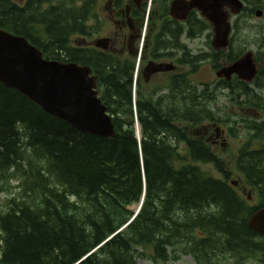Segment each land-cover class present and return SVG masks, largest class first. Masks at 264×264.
Returning a JSON list of instances; mask_svg holds the SVG:
<instances>
[{"label": "trees", "instance_id": "obj_1", "mask_svg": "<svg viewBox=\"0 0 264 264\" xmlns=\"http://www.w3.org/2000/svg\"><path fill=\"white\" fill-rule=\"evenodd\" d=\"M52 1L54 7L37 15L30 6L18 10L3 1L0 28L32 41L48 60L89 66L116 136L81 133L0 82V264H136L149 250L163 260L182 253L197 264H244L249 258L264 264V237L249 228L252 214L264 208V145L239 152L234 180L205 134L193 138L190 128L169 127L160 107L144 111L138 102L135 115L128 63L93 52L83 61L78 51L62 50L67 37L83 32L94 0ZM152 2H159L163 28L185 27L198 38L211 29L196 13L185 26L171 23L169 1ZM37 24L47 29L48 46L28 34ZM205 108L198 107L197 124L206 120ZM256 131L260 140L264 126ZM174 142H186L187 155ZM207 165L222 178L205 170ZM14 183L18 197L4 206L1 196ZM253 193L257 205L248 199ZM144 195L130 223L132 207Z\"/></svg>", "mask_w": 264, "mask_h": 264}, {"label": "flooded vegetation", "instance_id": "obj_2", "mask_svg": "<svg viewBox=\"0 0 264 264\" xmlns=\"http://www.w3.org/2000/svg\"><path fill=\"white\" fill-rule=\"evenodd\" d=\"M3 1L5 0H0V14L2 13ZM8 1L18 10H24L30 6V11L36 10L35 15L43 14V12L56 5V1L52 0ZM146 1L108 0L106 8L107 23L112 29L110 33L100 37V39L90 41L89 37L93 35L89 31H94L93 29L97 25L100 26L103 21L101 20V13L97 10L100 0H94L93 10L90 13H85L86 18L82 21L83 32L79 34L83 36L82 39L79 42H74L73 36L75 35L67 37L62 48L63 52L68 54L70 50L78 51L83 61L86 60L88 53L93 52L108 57L110 61L116 60L117 63L118 61L119 63H128L129 75L131 73L132 94L134 85H136L137 104L140 102L144 111H149L151 106L160 107L157 109L158 112H164L163 114L169 117V127L190 128V136L193 138H197L203 133L207 142L215 148L222 147V149H225L228 146L233 128L226 123L230 120L224 119L222 116L219 119L217 117L216 119H209L210 115L216 116L212 112V105L220 97L227 99L231 97V100L236 103L234 97L236 95L239 97V101L236 103L237 107L244 112L243 117L237 122L246 135L244 148L249 146L253 147L254 150H261V146L264 145V133L259 140V138H256V129L261 125L264 126V118L261 119L264 116V45H260L255 49V52L249 51L248 48L241 50L238 46L234 47L231 35L228 49L226 51H216L212 46L213 32L211 28L206 31L209 33H207L209 38L207 47L209 50L204 51L202 49L198 52L197 45L194 44L198 40L196 33L190 34L185 27L174 29L162 27L161 31L153 34V37L150 36L144 45L137 68L138 63L135 64L131 59L122 60V56L126 52L132 53V55L137 52L134 43L138 42L140 38L139 24L144 14ZM171 2L168 11L169 21L185 26L194 12L188 16L185 22L174 20L170 16ZM243 3L244 8L239 17L243 15L251 17L254 14L264 24V0H257L252 6H249L245 1ZM257 11H261L262 15L260 17H257ZM197 17L201 19L199 14H197ZM9 33L13 34L12 32ZM28 34L37 43L48 46L47 29L43 28L41 24H37L36 28L30 29ZM101 39L109 40L107 50L96 47L97 42ZM27 41L29 40L27 39ZM29 43L32 44L33 42L29 41ZM247 53L253 54L257 67V74L251 83L241 80L237 75H232L230 79L217 76L221 69L236 63ZM205 64L211 66L216 77V80L211 83L203 80L199 81L198 78L201 66ZM154 65H167L169 68L163 72L153 73ZM200 105L206 106L204 109L206 120L204 119L205 121L197 124L198 107ZM174 145L179 148L181 146L187 148L186 142L177 144L174 142ZM248 197H251V195L249 194ZM255 260L257 259L255 258Z\"/></svg>", "mask_w": 264, "mask_h": 264}, {"label": "water", "instance_id": "obj_3", "mask_svg": "<svg viewBox=\"0 0 264 264\" xmlns=\"http://www.w3.org/2000/svg\"><path fill=\"white\" fill-rule=\"evenodd\" d=\"M243 8L242 0H173L170 16L185 22L192 12L199 13L212 27L213 48L226 51L233 30L231 19L241 14ZM256 15L260 17L261 11H257ZM108 43V39H101L96 47L107 50ZM168 68L167 65H154L152 72H163ZM256 74L253 54L247 53L236 63L221 69L217 76L230 79L232 75H237L241 80L251 83ZM0 82L28 98L48 115L68 123L81 133L101 138L116 136L113 117L100 97L97 77L89 67L46 60L40 49L26 38L1 28ZM234 185L237 186V183ZM249 228L264 236V208L253 213Z\"/></svg>", "mask_w": 264, "mask_h": 264}, {"label": "rangeland", "instance_id": "obj_4", "mask_svg": "<svg viewBox=\"0 0 264 264\" xmlns=\"http://www.w3.org/2000/svg\"><path fill=\"white\" fill-rule=\"evenodd\" d=\"M126 1L127 0H125V2ZM168 1H169L168 2L169 4L171 0H168ZM146 2L148 4L147 10L146 12H144L142 20L139 24L140 38L138 42L134 43V46L136 47L137 52L135 55L134 54L132 55V53L129 54L126 52L122 56V60L131 59L135 64L138 63L140 56H142L144 45L148 41L149 37L150 36L153 37V34H156L157 32L159 33L163 25V22L160 19L158 20L160 8H161L159 5V2H158L157 7H154L152 0H148ZM76 6L79 7V4H77ZM107 6H108V0H100L97 10L101 13V20L103 21L101 22L100 26L97 25V27L93 29L94 31H91V30L89 31L90 34L93 35L89 37L90 41L100 39V37L110 33L112 29L107 23L108 21V15L106 13ZM237 20H239V23H238L239 29L236 31L234 26ZM154 24L157 25V27L152 26L151 28V25H154ZM233 29L234 30L232 34V39H233V44L235 48L238 46L241 50L244 48H248L249 51L255 52V49H257L260 45L262 46L264 45V24L260 20H258L254 14L251 17H247V15L241 16V17L239 16L234 17L233 18ZM207 33L208 32L204 33L203 36L198 38V40L194 43L197 45L198 52L199 50H202V49L204 51L209 50L207 47L208 45L207 43H209V38H208L209 33L208 34ZM82 37L83 36L75 35L73 36V40H75L74 42H79L82 39ZM74 42H72V44H74ZM198 78H199V81L203 80L209 83H211L213 80H216L215 74L211 66L206 65V64L201 66V69L198 73ZM134 97L137 102V94H133V98ZM234 97L236 98V103H237L239 101V97L236 95H234ZM233 101L234 100H231V97L229 99L225 97H220L219 100L212 105V109H213L212 112L216 115L214 117L215 119L216 117L219 119L220 116L224 117V119H229L230 122H226V123L229 127L233 128L231 132V138L230 140H228V143H229L228 146L225 147V149H222V147H216L215 151L220 157L224 158L227 161L229 168L231 170L233 169L232 178L235 180L239 178V174L236 172L234 164L236 163L235 162L236 156H238L239 152L244 148V141L246 139V135L243 132L242 128L238 126L237 124L238 120H240V118L243 117L244 112H242L237 107L238 105L234 103ZM262 118H264V116L261 117V119ZM226 126H223V127H226ZM138 127H139V132L137 130ZM140 130H141L140 124L136 123L135 131H136V137L138 140L141 139ZM180 149H181V155H187V150H186L187 148L185 146H181ZM187 161L189 163L190 159L188 158ZM203 168L205 170L211 171L212 174L216 178H222V176L219 175L215 171V169L211 167V165H207ZM18 187H19L18 184L14 183L9 194H4L1 196V202L3 203L4 206L8 204L7 203L8 200L14 197H18V194H19ZM239 191H240L239 193H241L242 196L245 197L247 195V194H242L243 193L242 190H239ZM249 201H251L252 204L257 205L259 203L257 194L253 193L251 197H249ZM132 210L135 211V213H137L140 210V203L138 205L133 206ZM136 264H197V263L191 256L182 255V253L177 255L176 258H172L169 260H163V259L157 258L154 255V252L149 250L147 252V256L145 255L137 259ZM226 264H236V261L235 260L226 261ZM244 264H263V263H261L260 260L258 259L255 260L254 258H249L244 261Z\"/></svg>", "mask_w": 264, "mask_h": 264}, {"label": "bare ground", "instance_id": "obj_5", "mask_svg": "<svg viewBox=\"0 0 264 264\" xmlns=\"http://www.w3.org/2000/svg\"><path fill=\"white\" fill-rule=\"evenodd\" d=\"M141 141H142V138H141ZM141 205V204H140ZM253 215V214H252Z\"/></svg>", "mask_w": 264, "mask_h": 264}]
</instances>
